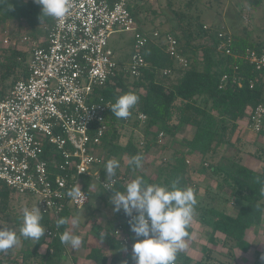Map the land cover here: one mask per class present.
Segmentation results:
<instances>
[{"label": "trees", "instance_id": "16d2710c", "mask_svg": "<svg viewBox=\"0 0 264 264\" xmlns=\"http://www.w3.org/2000/svg\"><path fill=\"white\" fill-rule=\"evenodd\" d=\"M147 1L149 0L131 1L129 10L136 20L139 11L147 7ZM195 1L198 0H184L179 3V7L176 6L178 0H167V7L172 15L170 21L174 25L164 31H160L158 25L155 28L146 27L157 30L162 35L174 36L179 43L181 56L188 61L187 66L178 64L174 57L154 45H147L143 50L146 65L137 78L125 74L124 67L119 66L113 83L99 92L111 105L104 118L106 133L95 149L104 154V164L113 158L122 161L126 157L129 160L137 154L142 155L143 163L151 148L156 145L159 134L171 139L168 146L162 148L164 152L171 151L168 158L161 159L152 172H141L139 176L147 184L170 185L173 181H178V187L192 188L197 200L194 220L208 230V243L211 246L220 245L226 249L225 253H221L202 246V256L198 260H193L183 251L177 254L175 264H235L234 251L248 252L251 245L245 238L246 232L251 227L262 224L264 212V146L253 145L254 152L243 151L237 147L240 145L238 139L231 142L238 122L248 118L251 125L249 112L258 106L264 107V68L257 70L254 64L245 59L247 50L260 54L264 49V42H253L247 37L226 32L223 41L226 42L228 37L231 39L226 46L231 54L217 51L220 43L217 34L220 28H203L205 24L202 23L200 14L192 11V8L197 11L193 6ZM244 1L254 8L262 4V0ZM8 21L24 22L31 30L40 27L44 39L54 24V19L44 16L41 6L34 0H0V25ZM205 36L212 40L209 47L193 45V42ZM44 44L45 42L41 46ZM29 58V51L20 50L15 45L0 47L1 95L6 94L16 81L27 79ZM165 71L168 73L165 74ZM8 80L11 82L8 83ZM128 92L139 97L138 103L131 110L128 119L117 118L111 112V106L119 96ZM140 114L145 116L144 120L139 119ZM125 127H130L131 130L126 143L121 145ZM186 128L193 129L191 136L176 140L177 134H183ZM135 131L139 137L134 134ZM259 133L264 136L263 129ZM175 145H179V148H174ZM245 153L260 162L258 170L244 165ZM188 158L195 160L194 168L187 164ZM123 165V173L117 172L116 177H110L115 178L116 183L109 191L98 185L103 192L112 196V192L124 191L126 176L138 169L129 167L128 161ZM190 172L205 176L212 182L205 188V195L201 198L200 184L193 180ZM118 174H121V179H118ZM104 178V172H101V180ZM83 188L87 191L88 178H84ZM232 202L236 204L234 216L222 209ZM215 204L222 207L218 208ZM73 211L68 207L62 210L59 219L65 218L68 223L59 227L49 215L42 213V226L49 231L57 227V235L49 241L46 240V232L39 241L21 236L18 255L12 256L9 250L0 252V264H59L66 246L61 243L60 235L69 228ZM12 213L11 192L0 185V222L4 225L15 222L22 227L23 215L18 219ZM114 217L109 231L113 233L115 229L122 227L125 235H128L129 225L124 226L128 217L123 211L115 213ZM92 228L96 229L94 226ZM187 230L191 236L193 227L190 225ZM109 231L102 235L97 229L95 232L99 239L104 240L109 236ZM218 233L222 238L216 237ZM42 246H45L43 253L39 251ZM218 255L222 259L215 258ZM86 257L95 264H118L120 260L129 258L126 255L123 259L108 260L100 249L94 247L90 248ZM262 257L264 249L256 252L252 264H264ZM127 264H134V261H127Z\"/></svg>", "mask_w": 264, "mask_h": 264}, {"label": "built area", "instance_id": "2783aa9c", "mask_svg": "<svg viewBox=\"0 0 264 264\" xmlns=\"http://www.w3.org/2000/svg\"><path fill=\"white\" fill-rule=\"evenodd\" d=\"M131 1L69 0L70 14L54 19L47 38L29 51L27 79L0 94V185L11 195L34 197L41 213L56 222L66 207L79 209L87 203L84 177L106 191L116 183L115 178L101 180L104 154L95 149L106 133L104 118L111 105L99 92L113 83L119 71L109 48L111 35L133 34L130 61L123 68L131 77L137 78L145 67L147 45L161 49L183 67L188 64L174 36L139 25L129 10ZM203 28L208 30L206 25ZM226 32L218 31L217 51L230 55L226 46L231 39L223 41ZM3 42L8 45L10 39ZM245 59L261 70L264 49L260 54L247 50ZM249 114L250 128L258 133L264 127V107ZM138 117L145 119L142 114ZM76 184L83 195L71 199L66 193ZM111 234L128 244L122 227ZM56 235L57 227L46 230L47 241Z\"/></svg>", "mask_w": 264, "mask_h": 264}, {"label": "rangeland", "instance_id": "374dc122", "mask_svg": "<svg viewBox=\"0 0 264 264\" xmlns=\"http://www.w3.org/2000/svg\"><path fill=\"white\" fill-rule=\"evenodd\" d=\"M180 2H184V0H178L177 5L181 7ZM149 5V8H148ZM194 8H197V11H194L192 8V11L200 14L202 23H204L206 26H213L218 27L220 30H225L229 32L232 35L241 36V37H247L250 41L253 42H264V0H262V4L258 8H254L252 6H249L246 1L244 0H198L193 2ZM153 12H156L157 14H153ZM172 19V15L167 7V0H149L147 1V7H144L139 11V14L137 16L138 23L143 24L146 27L149 28H155V26L159 27L160 31L168 30L171 28V26L174 25V22L170 21ZM4 39H10V43L7 45L3 41ZM44 40L42 31L40 30V27L36 28L35 30L29 29L24 22H18V21H8L2 25H0V47H12V45H15L20 50L24 51H31L33 48H35L37 45H39ZM132 41H133V34L132 33H117L113 34L109 39V48L113 50L114 58L116 62L119 64H122L123 67L127 68V65L130 61L131 56V49H132ZM212 40L210 37L205 36L201 39L196 40L193 42L194 46H208L211 45ZM11 80H8V83H10ZM243 120V119H242ZM249 124V123H248ZM126 129L123 130L122 136H121V145H124L128 139V136L130 134V127H125ZM137 131V130H136ZM134 132L136 135L137 132ZM193 132V129L186 128V130L182 133L177 134L175 137L176 140H181L182 137H189L191 136ZM137 134L136 136H138ZM139 137V136H138ZM235 133L231 137V142L235 140H239L240 144L242 145V139L241 138H234ZM252 135H248L247 139L252 142ZM171 141V139L162 136H158V140L156 142V145H154L147 156L145 157L142 167L139 168L134 173H128L126 176V179L124 180V184L130 182L132 179H134L136 176H139L141 172L144 173H150L152 172L157 165L160 164L161 159H167L168 156L171 154V151H162V148H165L168 146V143ZM254 141V140H253ZM247 143V142H246ZM254 143V142H253ZM253 143L249 144V146L254 145ZM239 144V143H238ZM237 144V145H238ZM238 147V146H237ZM174 148H179V145H175ZM243 151H252L254 152V149H250L247 146H243ZM120 163V167L116 170L119 173H123L125 170V165L123 163L127 162L128 159L126 157L123 158L122 161L119 159H116ZM187 164L194 168L193 161L187 159ZM205 167V166H204ZM99 169V168H98ZM104 169V170H103ZM100 170L104 172L105 178L107 179L106 172H105V164L100 166ZM194 171V170H193ZM191 177H193L197 183L200 184L201 187L203 185H206L207 183H212L210 179H207V177L202 176L199 178L195 172H190ZM206 175V174H205ZM116 177V176H113ZM118 179H121V174H118ZM87 178V177H84ZM83 178V179H84ZM215 190V188H214ZM87 194V203L83 205L79 209H74L73 211V217L78 218V224L76 226H73L71 221L72 218L69 221V228L67 229L71 234L73 235H79V233H85L92 231L96 233V229L99 231V233L105 231H109L111 226L113 225L114 221V215L118 212H113L112 208L113 206L110 203V197L111 195L108 193H105L102 191L101 188H99L98 184H95L88 179V188L86 191ZM205 195V192L203 189L199 190V197H203ZM11 200L13 204V213L12 216L15 218L20 219L22 217L23 210L25 208L32 209L36 206L35 198L31 197L29 194L23 195V196H14L11 195ZM216 207L221 208L222 206H219L218 204H215ZM11 225H4L0 222V226L8 227L14 230L17 235L20 234V229L22 227H19L15 222H10ZM95 227L96 229H93L92 227ZM252 228V227H251ZM77 230L79 232H77ZM197 233V230L195 231ZM80 233V234H81ZM125 234V233H124ZM200 238L203 239L201 233ZM111 235V234H110ZM257 236H253L250 234L249 236V242L252 246L249 252L244 253L239 250L234 251L236 254V261L235 264H252L253 259H255V250H262L264 249L263 243L259 242V240H262L263 235H259V231L256 234ZM81 237V235H80ZM261 237V239H260ZM22 238L20 237V242L17 246L10 249L9 251L12 252V256L18 255L17 251L19 248H21V242ZM204 241H206L204 239ZM264 241V238L262 242ZM84 242V241H83ZM199 243V242H198ZM197 244V243H196ZM209 244V243H208ZM200 247H193L191 248L190 254L192 255L193 260H198L202 256L201 248ZM43 248L45 246H42ZM222 249L217 250V248H212L214 252H221L225 253L226 249H224L222 246H220ZM44 252V251H43ZM41 251V253H43ZM215 258L222 259L219 255L215 256ZM69 260V258H67Z\"/></svg>", "mask_w": 264, "mask_h": 264}, {"label": "clouds", "instance_id": "9594fccd", "mask_svg": "<svg viewBox=\"0 0 264 264\" xmlns=\"http://www.w3.org/2000/svg\"><path fill=\"white\" fill-rule=\"evenodd\" d=\"M41 6V13L53 19H63L70 14L69 0H34ZM139 97L132 92L117 98L111 106L113 115L120 119H128L131 110L138 103ZM142 155L129 158L128 165L133 169L142 167ZM120 163L109 159L105 164L107 177L116 175ZM178 181L170 185L147 184L143 177L136 176L126 184L123 192H112L110 203L113 212L123 211L129 218V230L134 234L135 242L131 253L134 264H175L177 254L188 248L189 226L195 217L197 200L194 190L190 187H178ZM71 199L82 197L83 192L76 186L66 193ZM42 213L37 205L31 210H23V226L20 236L8 227L0 226V252H6L20 242V237L39 241L46 230L41 224ZM68 220L60 218L57 227L65 225ZM73 226L78 224V218L73 217ZM143 239H140V238ZM62 244L73 250L79 249L83 240L79 235L64 231L60 235ZM264 259V257H262ZM127 264V261L124 262Z\"/></svg>", "mask_w": 264, "mask_h": 264}, {"label": "crops", "instance_id": "0c3cea01", "mask_svg": "<svg viewBox=\"0 0 264 264\" xmlns=\"http://www.w3.org/2000/svg\"><path fill=\"white\" fill-rule=\"evenodd\" d=\"M139 25H140V23H139ZM141 27L144 29H147V30H152V29L146 28V26L145 27L141 26ZM115 34H117V33H115ZM120 66L123 67L122 64H120ZM248 123H249L248 118H244L243 120H240L237 124L238 127H237V130L235 132L234 138L237 137V138H241L243 140L242 145L240 144L238 147L241 150H242L243 146L244 147L247 146L250 149H254L253 145L249 146L247 144V143L251 144L253 142H254L253 143L254 145L264 146V136H262L260 133L259 134L255 133L250 128V125ZM263 131H264V128H263ZM248 135H252V137H251L252 142H250V140L247 139ZM222 151H223V149H222ZM188 159L193 161L192 166L194 167L195 160L193 158H188ZM243 163L245 166H247L248 168H250L252 170H258L260 167V162L257 159H255L254 157H251L250 155H246V153L244 154ZM197 176H199V175L197 174ZM201 177L202 176H199V178H201ZM193 180H195V179L193 178ZM199 184H202V183H199ZM209 186H210V183H207L206 185H203V187L200 186L201 187L200 189L205 190V188H208ZM235 208H236L235 202L228 203L222 207V209L225 210L226 213L231 215V216L235 215V212H236ZM191 226L193 227V232L190 236V239H188V248L184 251L191 258H192V255L190 254V252H191V248H193V247H197V246L200 247L201 245H203V246H206L209 248H215V249L217 248V250L222 249L220 247V245L211 246L210 244H208V230L206 228H204L201 224H199L198 222H196L194 220L193 223L191 224ZM196 230H197V233L195 232ZM66 231H68V230H66ZM258 231H259V235L260 234H261V236L263 235V237H262V240H263V238H264V212H263L262 224L258 227L250 228L246 232V237H245L246 240L249 242L248 239H249L250 234L255 237V236H257L256 234L258 233ZM77 232H79V231L77 230ZM80 233H79V236L81 235L82 240L85 239V240H83V241H85L84 242L85 245L82 244V246L77 250H73L69 246L66 245L65 251H64V256L60 260L59 264H95L94 261L89 260L86 257L87 254L89 253L91 247L100 249L101 253L104 254L105 257L108 258V260H111L113 258H116L117 260L121 259V258L123 259V257H126V255L129 257V258H126L124 260H120V262H118V264L119 263L124 264L125 261L131 262V260H132L131 248H132V244L135 242L134 234L131 231L127 235V239H128L127 245H123L118 237H112V234L111 235L109 234V233H111L110 231L108 232L109 236L104 240L99 239L98 234L94 233L93 231L91 233H89V232L88 233L85 232V233H81V234ZM199 233L202 234V236L204 237L203 239L200 238ZM100 234L102 235L103 232ZM216 237L222 238V235L220 233H218V234H216ZM204 239L206 241H204ZM260 239H261V237H260ZM262 240H259L258 243L261 242V243H263V246H264V241L262 242ZM251 247L252 246H250V249H251ZM44 250H45V247L44 248L40 247V249H39L40 252L41 251L43 252ZM249 250H248V252H249ZM262 250H255V253L261 252ZM67 258H69V260ZM236 258H239V257H236Z\"/></svg>", "mask_w": 264, "mask_h": 264}]
</instances>
